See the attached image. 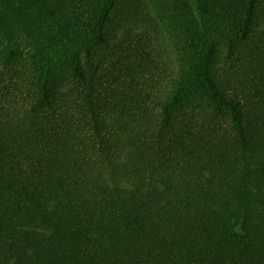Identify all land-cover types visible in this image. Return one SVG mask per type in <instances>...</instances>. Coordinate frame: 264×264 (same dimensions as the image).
Here are the masks:
<instances>
[{"label":"trees","instance_id":"obj_1","mask_svg":"<svg viewBox=\"0 0 264 264\" xmlns=\"http://www.w3.org/2000/svg\"><path fill=\"white\" fill-rule=\"evenodd\" d=\"M0 264H264V0H0Z\"/></svg>","mask_w":264,"mask_h":264}]
</instances>
